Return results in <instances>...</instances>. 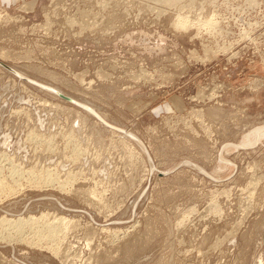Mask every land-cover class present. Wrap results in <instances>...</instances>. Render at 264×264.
Wrapping results in <instances>:
<instances>
[{
    "label": "rangeland",
    "instance_id": "obj_1",
    "mask_svg": "<svg viewBox=\"0 0 264 264\" xmlns=\"http://www.w3.org/2000/svg\"><path fill=\"white\" fill-rule=\"evenodd\" d=\"M0 62V264H264V0H0Z\"/></svg>",
    "mask_w": 264,
    "mask_h": 264
},
{
    "label": "bare ground",
    "instance_id": "obj_2",
    "mask_svg": "<svg viewBox=\"0 0 264 264\" xmlns=\"http://www.w3.org/2000/svg\"><path fill=\"white\" fill-rule=\"evenodd\" d=\"M5 54V53H4ZM234 57V56H233ZM0 64L3 66V67H5V68H8V69H12V70H15V69H13L12 67H10L9 65H7V64H5V63H2V62H0ZM16 71V70H15ZM18 73V72H17ZM20 74V73H19ZM52 90H54V92L57 94V95H60V94H62V92L61 91H59L58 89H52ZM65 94V93H64ZM56 96V95H55ZM67 97H69L70 99H72L73 101H76V99H74V98H72V97H70V96H67ZM93 109V108H92ZM96 112V111H95ZM99 115V114H98ZM100 116V115H99ZM263 129V128H262ZM261 129V130H262ZM261 130H259V131H261ZM264 130V129H263ZM262 130V131H263ZM259 131H258V133H259ZM264 132V131H263ZM261 134V133H260ZM250 135V134H249ZM258 135V134H257ZM256 135V136H257ZM249 138V137H248ZM249 140V139H248ZM255 140H257L256 138H255ZM251 142H253V141H251ZM256 142V141H255ZM251 144V143H250Z\"/></svg>",
    "mask_w": 264,
    "mask_h": 264
},
{
    "label": "water",
    "instance_id": "obj_3",
    "mask_svg": "<svg viewBox=\"0 0 264 264\" xmlns=\"http://www.w3.org/2000/svg\"><path fill=\"white\" fill-rule=\"evenodd\" d=\"M62 97H64V98H66V99H68V100H72V99H70L69 97H67V96H65V95H63V94H60Z\"/></svg>",
    "mask_w": 264,
    "mask_h": 264
}]
</instances>
